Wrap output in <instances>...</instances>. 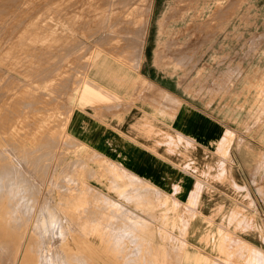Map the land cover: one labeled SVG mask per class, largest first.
Listing matches in <instances>:
<instances>
[{
	"label": "rangeland",
	"instance_id": "1",
	"mask_svg": "<svg viewBox=\"0 0 264 264\" xmlns=\"http://www.w3.org/2000/svg\"><path fill=\"white\" fill-rule=\"evenodd\" d=\"M13 1L0 0V252H5L0 264L16 263L26 237L27 264L44 255V260L58 261L53 264H66L72 255L75 264L227 262L215 244L226 229H240L237 220L228 224V216L234 212L238 218L258 219L251 195L218 176L219 162L229 161L228 147H217L211 167L205 168L201 150L194 157L181 146L174 152L160 146L166 159L157 173L168 179L161 183L150 177L159 185H140L138 175L146 172L139 152L145 150L114 130L152 144L156 136L146 139L134 128L140 112L127 101L83 105L80 99L87 75L122 94L148 85L134 102L152 115L163 102L177 111L178 104L163 99L168 94L180 109L184 105L218 121L225 131L220 142L228 137L231 144L237 137L239 145L264 148V0H146L150 22L142 51L138 43L144 27L134 21L128 33L127 25L113 22L112 8L95 7L93 0ZM116 67L129 79L119 77ZM101 84L95 87L117 94ZM72 119L78 121L77 135L68 129ZM85 122L98 127L96 138ZM125 144L136 150L134 165L122 160ZM171 155L177 156V170ZM177 176L197 182L189 201L181 198V183L178 197H169ZM48 211L63 224L46 234ZM202 229L213 232L211 249L203 248L201 238L194 241ZM3 248L12 251L8 260Z\"/></svg>",
	"mask_w": 264,
	"mask_h": 264
},
{
	"label": "crops",
	"instance_id": "2",
	"mask_svg": "<svg viewBox=\"0 0 264 264\" xmlns=\"http://www.w3.org/2000/svg\"><path fill=\"white\" fill-rule=\"evenodd\" d=\"M116 68L119 72V77L126 80L129 79L127 73L123 68ZM91 73L93 75L97 74L95 71H92ZM131 73L138 74V78H143V76L138 72L131 71ZM86 78H88L86 83L89 84L84 89L82 97L80 99V102L83 105H89L91 102L100 101L103 99L112 101L109 103V105L112 106H116L123 101H127L134 110L140 112L141 114H139L138 121L134 124V128H136V130L139 132V136L151 140H153V136H156V139L152 141V144L146 145L142 140L139 139L140 137H138V135L131 136L122 130L114 129L119 135L127 139H124V141L129 144L134 143L136 146L145 150V152H139V164L142 165V162L145 164L143 169L146 172V175H142L140 172V174L138 173V184L140 185L144 184V182L147 185H159L150 177H153L156 180H161V183H165L163 182V180L168 179V177L164 178L162 174V177H159V173H157V170L163 169V159H166L165 154L160 153L161 150L158 149V147L160 146H166V150H168L169 152H174L176 148H179V146H181L183 147L185 152H193L195 154H193L194 157L196 155H199L201 150L203 155V167L205 165L211 167L210 161L212 159V156L210 155L219 152L217 150V147L222 146L223 149L225 148V146L228 147L225 148V150H227V153L229 155V161L227 160L226 162H219L218 176L227 179V181L232 184L234 188H240L242 190L241 193L244 194L247 192L249 193V196H254L255 201L251 198V196L250 199L251 203L255 204V208L258 213V219H256V216L254 221V218L251 220L246 217L238 218L237 215L232 212L228 216V224L235 223V221L237 220L239 222L237 223L236 221L235 225H237V228L239 227L240 229H226L224 235L217 240V243L215 245L218 248L220 254H223L225 256V260L227 262L221 263L219 261H215L212 264H264V148L261 146H252L251 144L245 145V147L242 145V143L239 145L237 143V137H234L231 144L228 137H223L224 139L222 140V142H220L219 139L222 134L225 133V131L223 126L218 121L211 118H203L200 116V114H197L196 111H194L190 107L187 108L184 105H181L180 109L178 100L172 98L168 94L167 97H163V99L178 104L177 111H173L171 107H169L168 103L163 102L159 104L157 113L155 115H152L146 110V108L144 109L141 106H137L134 102L135 98L140 93H142V91L148 85H143L140 87L137 86L134 89L130 90L127 94H122V92L116 91V89L113 88L110 83L102 82L101 84L98 83L99 81L97 80L90 81L88 75ZM90 83H92L93 85H91ZM99 84L103 85L108 90H114L117 94H119L117 95L100 87H95ZM76 89L80 91L79 86ZM80 102L78 103V106L80 105ZM91 107L95 108L94 106ZM190 109L193 110L194 113ZM78 116L82 119V121H84L81 115ZM76 122H78L76 119H72L68 124V129H70L69 132H72V134L74 135H77L78 133V125ZM83 127L91 129L92 138H96L99 133H94L98 131V127L91 122L90 124H87V122H85L83 124ZM194 139L199 142L198 145L195 144V141H193ZM91 148L96 149L92 146ZM194 150H197V152ZM135 151L136 150L133 151L132 149L127 148L126 144L123 145L122 160L125 164L134 165L135 163H137V158L134 157V155L136 154ZM100 152L103 154L106 153L104 151ZM174 156L177 157L176 155ZM174 156L171 155L170 157L171 163H173L174 161ZM207 158H209V165L207 164ZM152 164H154L155 166H152ZM173 165V168L177 170V164L173 163ZM206 166L205 168H207ZM134 168L135 166L128 167L130 171ZM152 169L155 170L154 173L150 172V170ZM134 173L136 174V172ZM207 175L208 173L204 171V176L207 177ZM176 179L177 186L175 185L173 190L169 192V197H178V184L181 183V198L182 200L189 201L188 196L190 192L195 188L197 182L193 183L194 181L192 179L185 177L179 178V176H177ZM203 184L204 189L200 197V201L202 202L204 194L207 190V188L205 189V183ZM199 190L200 188L198 189V191ZM165 191L168 193L166 189ZM190 228L191 225L188 226L186 234ZM212 233L213 232L211 229L209 231H207V229H202L200 235H198V233H196L197 235H194L195 243L197 244L201 238V244L203 245V248L211 249V245H213L214 243ZM195 237L197 239H195Z\"/></svg>",
	"mask_w": 264,
	"mask_h": 264
},
{
	"label": "bare ground",
	"instance_id": "3",
	"mask_svg": "<svg viewBox=\"0 0 264 264\" xmlns=\"http://www.w3.org/2000/svg\"><path fill=\"white\" fill-rule=\"evenodd\" d=\"M13 1V0H12ZM22 1V0H21ZM79 1H82V0H79ZM84 1V0H83ZM134 1V2H133ZM146 0H93V5L95 6V7H101L103 10L105 9V11H108V9L109 8H112L113 9V18H112V20H113V22L117 19V21H118V23L120 24V23H123V24H125V25H127V29L125 30V31H128V33H130V34H132V32H131V25L133 26V23L132 22H134V21H138L139 22V25H141V26H143L144 27V31H143V34L139 37V38H141L140 40H141V43H138L139 44V46H140V51H142V48H143V44H144V41H145V38H146V35H147V33H146V28H147V25L149 24V22H150V18L149 17H147L146 16V13H148V5H146V4H144V2H145ZM14 2V1H13ZM77 3V2H76ZM81 3V2H80ZM26 4V3H25ZM87 4V3H86ZM124 4H126L125 6H123ZM72 5H74V4H72ZM19 6V5H18ZM124 7L125 9L124 10H122L121 11V9H122V7ZM151 6V5H150ZM2 8H3V6H1ZM72 7V6H71ZM77 9V8H76ZM76 9H73L74 11L76 10ZM98 9V8H97ZM101 9V10H102ZM151 9V8H150ZM100 10V11H101ZM2 11V10H1ZM4 11V10H3ZM69 11V10H68ZM87 11V10H86ZM6 12V11H5ZM104 12V11H103ZM1 13V12H0ZM70 14V13H69ZM92 14V13H91ZM103 14V13H102ZM101 14V15H102ZM105 18L107 17V15H108V13H105ZM1 17L2 16H4V15H0ZM90 17V16H89ZM102 17V16H101ZM104 17V16H103ZM90 18H93L92 16L90 17ZM96 18V17H95ZM98 19V18H97ZM86 21V20H85ZM98 21V20H97ZM87 23V22H86ZM132 23V24H131ZM114 37V36H113ZM112 37V38H113ZM63 38V37H62ZM111 38V39H112ZM118 38V37H117ZM116 37L114 38L115 39V41H117L116 39H117ZM114 41V40H113ZM119 41V40H118ZM121 41V40H120ZM107 43H109V42H107ZM113 43V42H112ZM121 43V42H120ZM119 43V44H120ZM115 44V43H114ZM116 44H117V42H116ZM115 44V45H116ZM119 44H117V45H119ZM137 44V45H138ZM108 45V44H107ZM116 45V46H117ZM109 46V45H108ZM113 46V45H112ZM120 46V45H119ZM114 48H117V47H114ZM75 49V48H74ZM136 49V48H135ZM88 50V49H87ZM111 51V50H110ZM115 51V50H114ZM124 51V50H123ZM128 52V51H127ZM137 53V52H136ZM129 54V53H128ZM137 55H138V53H137ZM135 56V55H134ZM131 58V57H130ZM136 59L137 58H139V61L141 60L140 58H141V54H139V57L137 56V57H135ZM129 59V58H128ZM135 59V60H136ZM132 62V61H131ZM136 62V61H135ZM92 64V63H91ZM95 64V63H94ZM132 65V64H131ZM130 65V66H131ZM81 66V65H80ZM92 66V65H91ZM100 66V65H99ZM135 66V65H134ZM84 67H85V65H84ZM98 68V67H97ZM87 69V68H86ZM81 78V77H80ZM61 81V80H60ZM78 83L76 82V85H77ZM68 127H69V125H68ZM2 153V152H1ZM4 157V156H3ZM6 158V157H5ZM2 159V158H1ZM5 160V159H4ZM6 161V160H5ZM5 165H7L8 166V163L6 164L5 163ZM4 165V166H5ZM3 166V167H4ZM10 168H11V165H10ZM7 169H8V167H7ZM13 169H14V167H13ZM19 169V168H18ZM17 169V170H18ZM11 170V169H10ZM2 171V170H1ZM4 171H6V169L4 168ZM8 171V170H7ZM2 173V172H1ZM8 173V172H7ZM12 173H13V171H12ZM14 173H16V172H14ZM18 173V172H17ZM24 175H25V173H23ZM22 175V174H21ZM3 176V175H2ZM14 176V175H13ZM17 176H19L18 174H17ZM23 176V175H22ZM4 177V176H3ZM27 178V177H26ZM21 179V178H20ZM23 179V178H22ZM28 181H30V180H28ZM1 182V181H0ZM21 182H24V179H23V181H21ZM27 182V181H26ZM25 183V182H24ZM26 184V186H27V183H25ZM25 184H22V185H25ZM31 184V183H30ZM10 186V185H9ZM3 187V186H2ZM33 188V187H32ZM17 188H15V190H16ZM24 189V188H23ZM22 189V190H23ZM139 189V188H138ZM142 189V188H141ZM146 189V188H145ZM21 190V191H22ZM29 190H31V188L29 189ZM137 190V189H136ZM136 190H134V191H136ZM145 191V190H144ZM23 192V191H22ZM21 192V193H22ZM24 193V192H23ZM22 193V194H23ZM33 193V192H32ZM140 193V192H139ZM149 193V192H148ZM18 194V193H17ZM141 194V193H140ZM139 198V197H138ZM24 200V199H23ZM24 203V202H23ZM6 205V204H5ZM12 207V206H11ZM14 208V207H13ZM27 208V207H26ZM25 208V209H26ZM52 208V207H51ZM50 208V209H51ZM29 209V208H28ZM27 209V210H28ZM38 209H39V207H38ZM41 209V208H40ZM39 209V210H40ZM4 210H5V208H4ZM24 210V209H23ZM42 210V209H41ZM40 210V211H41ZM44 210L45 209H43V212H44ZM49 210V209H48ZM126 210V209H125ZM124 210V211H125ZM40 211H39V213H40ZM46 211V210H45ZM129 211V210H128ZM26 212V211H25ZM24 212V213H25ZM33 212V211H32ZM56 212V211H55ZM38 213V214H39ZM46 213V212H45ZM44 213V214H45ZM53 213V212H52ZM130 214V213H129ZM133 214V213H132ZM131 214V215H132ZM40 216L42 215V213L41 214H39ZM38 215V216H39ZM46 215V214H45ZM43 216V219H45L43 222H44V227H43V229H44V231H45V233L46 234H48V233H50V232H52L53 230H55V229H57L58 228V225H61V224H63V221L60 219V216H59V220H61V222L58 220V219H54V217H58L56 214H51L52 215V218H50V219H48L50 216H49V211H48V216L49 217H46V216ZM53 215H54V217H53ZM59 215V214H58ZM28 216V215H27ZM31 216V215H30ZM29 216V217H30ZM36 216V215H35ZM39 216V217H40ZM133 216V215H132ZM37 217V216H36ZM39 217L37 218L38 220H39ZM134 217V216H133ZM42 219V220H43ZM7 220H9V219H7ZM41 220V219H40ZM60 222V224H58L59 222ZM35 222H37L38 223V221H36V219H35ZM34 222V223H35ZM42 222V223H43ZM31 226V225H30ZM62 226H64V225H62ZM23 227V226H22ZM61 227V226H60ZM62 229H63V227H61ZM25 229V228H24ZM30 229V228H29ZM60 229V228H59ZM62 229H60V231L62 230ZM66 230V229H65ZM32 231V230H31ZM31 231L29 232V235L31 234ZM64 231V230H63ZM21 232V231H20ZM68 232H69V230H68ZM76 232H77V230H76ZM62 233V232H61ZM66 233V232H65ZM80 233V232H79ZM73 243V242H72ZM74 244V243H73ZM76 245V244H75ZM74 245V246H75ZM28 246V237H26V239H25V241H24V243L22 244V251L20 252V256H19V258H17V261H16V263L15 264H24V263H26L27 261H29L27 258L31 255V251L29 252V254L27 253V255H29V256H27V260H25V258H24V256H25V253L27 252L26 251V248H28L27 247ZM69 247H70V244L68 245ZM67 246V247H68ZM21 247V246H20ZM67 247H63V249H64V251H65V253L67 252V253H70L71 254V252L69 251L70 249H68ZM0 248H2V247H0ZM79 248V247H78ZM42 249V248H41ZM76 249V248H75ZM81 249V248H80ZM3 250H5L4 248H3ZM6 250H8L9 251V249L7 248ZM5 250V251H6ZM14 250V249H13ZM17 250V252H18V249H16ZM44 250V249H43ZM1 251V250H0ZM46 251V250H45ZM2 252V251H1ZM0 252V253H1ZM16 252V253H17ZM3 253H5V252H3ZM3 253H1V255L3 254ZM9 253V252H8ZM7 253V251H6V255H7V260H8V255L11 253L12 254V251H10V253L8 254ZM14 254H15V252H13ZM43 254H45V253H43ZM1 255H0V257H1ZM5 255V254H4ZM3 255V256H4ZM48 255V254H47ZM42 256V255H41ZM40 256V257H41ZM5 257V256H4ZM3 257V258H4ZM43 257H45V255L43 256ZM42 257V258H43ZM47 257V256H46ZM48 257H50V255L48 256ZM56 257V256H55ZM3 258H2V260H3ZM10 258H12V260H13V257H11V255H10ZM14 258H15V255H14ZM24 258V259H23ZM30 258V257H29ZM32 258V257H31ZM35 258V257H34ZM41 258V259H42ZM52 258V257H51ZM23 259V260H22ZM36 259V258H35ZM41 259H39V261L41 260ZM52 259H54V257L52 258ZM56 259V258H55ZM1 260V259H0ZM43 260H44V258H43ZM42 260V261H43ZM46 260V259H45ZM45 260H44V262H43V264H45V263H47V260H51V259H48L47 258V260H46V262H45ZM11 261V260H10ZM24 261V262H23ZM34 261H37V260H34ZM39 261H38V263L37 262H33L34 264H39ZM42 261H40V262H42ZM55 260H51L50 262H52L51 264H53V262H54ZM57 261V260H56ZM55 261V262H56ZM4 262V261H3ZM12 262V264H13V262H15L14 260L13 261H11ZM50 262L48 261V263L50 264ZM58 262V261H57ZM59 262H61V261H59ZM47 263V264H48ZM27 264V263H26ZM58 264H60V263H58ZM66 264H75L74 263V257H73V255H72V257H69V259H68V261H67V263Z\"/></svg>",
	"mask_w": 264,
	"mask_h": 264
}]
</instances>
